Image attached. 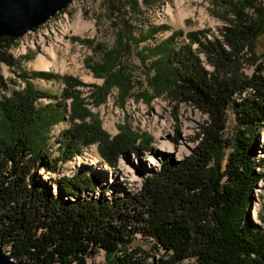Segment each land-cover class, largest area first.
I'll return each mask as SVG.
<instances>
[{
    "label": "trees",
    "instance_id": "obj_1",
    "mask_svg": "<svg viewBox=\"0 0 264 264\" xmlns=\"http://www.w3.org/2000/svg\"><path fill=\"white\" fill-rule=\"evenodd\" d=\"M129 2L136 10L137 0ZM222 3L226 24L219 37L208 40L200 38L202 32L190 33L189 43L178 51L174 34L156 49L166 59L171 81L157 73L154 86L175 107H194L206 120L193 139L191 154L182 161L165 158L158 170L142 176L140 191L132 197L94 198L98 179L84 172L54 180L55 194L49 185L32 179L30 172L41 162L53 171V163L65 164L91 145L114 168L125 153L138 150L141 137L121 128L111 138L96 119L86 122L92 116L69 91L81 85L71 77L63 78L61 102L38 107L39 99L51 96L34 89L12 56L21 38H0V64L21 70L25 83L22 90L0 99V243L15 261L87 264V258L102 252L105 264H264V232L250 212L254 190L264 179V160H254L258 151L264 153V143H259L264 127V55L254 51L264 34V2ZM160 30L154 28L148 36ZM193 44L205 54L211 72L193 53ZM100 53V62L90 67L92 74L104 79L106 91L117 87L127 92L130 81L119 66L120 51ZM21 59L30 60L29 55ZM244 61L252 68L250 75L239 72ZM68 98H73L71 126L58 140L60 154L54 161L47 153L49 133L64 121ZM228 111L236 115V128L229 136ZM258 217L264 227V216ZM137 237L150 241L149 251L133 246Z\"/></svg>",
    "mask_w": 264,
    "mask_h": 264
},
{
    "label": "rangeland",
    "instance_id": "obj_2",
    "mask_svg": "<svg viewBox=\"0 0 264 264\" xmlns=\"http://www.w3.org/2000/svg\"><path fill=\"white\" fill-rule=\"evenodd\" d=\"M137 2V9L133 10L129 0H73L51 22L41 25L36 33L30 31L24 35L11 50L34 89L51 96V99H39L38 107L61 102L66 89L63 78L71 77L81 83L68 89L74 93L73 97L78 96L83 107L90 112L92 118H87L86 122L96 119L100 128L111 138L118 135L121 128L141 137L137 140L140 146L138 150L125 153L114 168L103 161L96 145L85 147L81 155L65 164L53 163L51 166L54 170L50 172L46 170L47 164L41 162L36 170L30 172V176L38 183L49 185L53 194L56 191L54 180L84 172L98 179L96 193L92 194L94 198L132 197L140 191L142 176L158 170L167 157L182 161L195 146L193 139L206 117L185 104L175 107L176 104L154 86L152 80L157 73L171 81L166 59L158 55L156 49L174 34L177 36L173 46L178 51L189 43L187 36L190 33L202 32L200 38L206 36L208 40L219 37V30L226 24L224 4L222 0ZM157 27L162 30L152 37L148 36ZM121 34L124 37L120 42ZM254 46L257 56L264 55V34L258 37ZM116 48L121 53L119 66L130 81L125 93L117 87L106 91L104 79L93 75L90 69L100 62L101 51ZM192 51L199 57L202 66L211 72L213 67L207 64L205 54L199 51L197 45H192ZM24 55H29L30 60L23 61L21 57ZM41 59L50 66L42 68ZM21 70L0 64V79L3 81L0 99L24 88ZM239 70L250 75L252 68L244 61ZM34 73L57 78H34ZM72 101L73 98L64 101L67 115L49 133L47 153L54 161L58 160L60 154L58 140L71 126L69 110ZM75 123H79V120ZM234 128L236 115L234 111H228L225 134L229 136ZM259 143H264V127L260 131ZM254 160H264V153L258 151ZM257 171L263 172L260 167ZM250 208L253 209H250L252 221L264 232L258 217L260 214L264 216V179L258 182L254 190ZM149 242L137 237L133 246L149 251ZM3 250L9 254L7 247L3 246ZM105 260V255L99 252L87 264H105Z\"/></svg>",
    "mask_w": 264,
    "mask_h": 264
},
{
    "label": "water",
    "instance_id": "obj_3",
    "mask_svg": "<svg viewBox=\"0 0 264 264\" xmlns=\"http://www.w3.org/2000/svg\"><path fill=\"white\" fill-rule=\"evenodd\" d=\"M73 0H0V38L19 39L40 27ZM252 209V208H251ZM0 264H25L13 260L0 243Z\"/></svg>",
    "mask_w": 264,
    "mask_h": 264
},
{
    "label": "built area",
    "instance_id": "obj_4",
    "mask_svg": "<svg viewBox=\"0 0 264 264\" xmlns=\"http://www.w3.org/2000/svg\"><path fill=\"white\" fill-rule=\"evenodd\" d=\"M62 12V11H61ZM61 12H59V13H57L54 17H52V18H50L48 21H52L54 18H56ZM50 21V22H51ZM40 29V27H38V28H36L35 30H33V31H31L32 33H36L38 30ZM21 38H23V37H21ZM94 257V256H93ZM92 257V258H93ZM91 257H89V258H87V263H88V260H90V259H92Z\"/></svg>",
    "mask_w": 264,
    "mask_h": 264
},
{
    "label": "bare ground",
    "instance_id": "obj_5",
    "mask_svg": "<svg viewBox=\"0 0 264 264\" xmlns=\"http://www.w3.org/2000/svg\"><path fill=\"white\" fill-rule=\"evenodd\" d=\"M40 62H41V64H42V66H41L42 68H48V67L50 66V65H47L46 63L44 64L45 61H43L42 59L40 60ZM40 62H39V63H40ZM162 151L170 152V151H167V150H165V149H162ZM252 210H253V209H252Z\"/></svg>",
    "mask_w": 264,
    "mask_h": 264
}]
</instances>
